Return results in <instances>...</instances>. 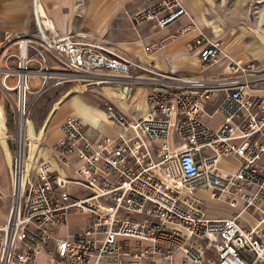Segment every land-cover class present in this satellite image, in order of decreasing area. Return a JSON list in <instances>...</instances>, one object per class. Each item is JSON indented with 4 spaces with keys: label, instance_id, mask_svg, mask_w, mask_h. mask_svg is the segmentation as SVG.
<instances>
[{
    "label": "built area",
    "instance_id": "built-area-1",
    "mask_svg": "<svg viewBox=\"0 0 264 264\" xmlns=\"http://www.w3.org/2000/svg\"><path fill=\"white\" fill-rule=\"evenodd\" d=\"M32 3L33 27L15 35V54L4 55L13 56L15 65L0 66V89L23 139L8 166L11 202L0 225V264H173L178 252L179 264H264V175L258 164L264 155V63L224 51L190 17L177 34L196 30L193 49L203 69L216 70L205 78L159 71L120 50L130 40L123 29L103 35L52 31ZM182 15L183 0H157L134 12L131 24L163 28ZM166 41L145 43L144 54ZM79 80L95 87L159 85L147 93L138 117L105 105L108 120L121 130L111 142H89L82 120L66 117L51 158L26 173L30 95ZM208 102L221 117L216 129L204 121ZM228 156L238 159L233 172L220 167ZM54 162L70 165L76 175L60 174ZM198 190L230 210L209 214ZM78 213L88 215L83 226L57 234Z\"/></svg>",
    "mask_w": 264,
    "mask_h": 264
},
{
    "label": "crops",
    "instance_id": "crops-1",
    "mask_svg": "<svg viewBox=\"0 0 264 264\" xmlns=\"http://www.w3.org/2000/svg\"><path fill=\"white\" fill-rule=\"evenodd\" d=\"M157 0H36L44 10L47 18L54 25L57 32H77L84 30L89 33L103 35L108 28L123 29L130 38L126 43L120 44V50L127 53L132 59L147 64L153 62L155 69L159 71H177L182 76H193L198 78L209 77L216 67L203 69L202 62L197 57L192 43L196 36V30H191L179 35L177 31L186 25L191 17L197 27L202 29L210 38L219 40L224 51L239 58H252L264 63V0H183L186 15H182L174 22L163 28H157L152 22L145 23L137 28H132L131 16L134 12L146 7ZM32 0H0V66L4 64L15 65V58L9 57L4 60V55L16 53L15 35L25 29L33 27ZM5 32L11 33L6 36ZM166 38L165 46L147 56L143 52V45L148 42H156ZM136 74L142 77H152L150 74ZM12 83V81H10ZM35 83V80L32 79ZM148 86H138L136 91H115L113 87L107 86L105 92L93 89L94 94L104 96L107 103L114 105L127 116H132V110L142 114L145 109V98L147 93L159 84L145 81ZM122 84V82H114ZM108 84V83H107ZM120 89V85H117ZM69 90V89H68ZM66 90L58 96H51L50 105L46 108L42 118L32 121L34 128L41 129L43 138L42 153L34 157L31 164L42 159L51 158L50 146L60 135L59 128L68 116L79 117L85 126L86 139L93 143H101L104 138L111 142L121 131L117 125L112 124L104 109L97 106V102L86 94L74 93V90ZM143 93V105L138 102L139 95ZM105 104V105H106ZM141 108L133 109L132 106ZM207 113L218 114L214 102L206 104ZM8 101L5 93L0 89V118L3 122L6 147L10 154V162L16 157V147L10 146L14 140L13 132L7 126ZM137 116V117H138ZM220 116V115H219ZM134 117V116H132ZM205 118V117H204ZM36 123V124H35ZM16 138V135H15ZM45 147V148H44ZM42 158V159H41ZM231 161L233 172L238 166L236 157H224L221 161ZM259 169L264 175V155L258 161ZM76 163H73L75 166ZM9 161L6 157L4 147L0 142V225L6 219L11 202V185L9 179ZM54 168L62 175L73 177L75 172L69 165L63 166L54 162ZM206 203L204 202V206ZM219 207L207 209L212 214L216 210H230L226 204H217ZM216 207V206H215ZM84 214L86 213H78ZM86 220V219H85ZM84 220V222H85ZM67 225L61 227L57 234L67 235L81 228ZM182 253L178 252L173 264H179ZM40 263L45 261L44 253L38 256ZM102 264H110L103 262Z\"/></svg>",
    "mask_w": 264,
    "mask_h": 264
},
{
    "label": "rangeland",
    "instance_id": "rangeland-1",
    "mask_svg": "<svg viewBox=\"0 0 264 264\" xmlns=\"http://www.w3.org/2000/svg\"><path fill=\"white\" fill-rule=\"evenodd\" d=\"M80 31H85V29L84 30H80ZM80 31H77V32H80ZM69 32L77 33V32H73V31H69ZM82 82H83L82 80H79V81H72L71 83H64V84H62L60 86L47 85L41 91V93H39L37 95H34L35 93H32L30 95V99L32 100V104H31V111H30V114H29V118L33 122L36 121L37 115H38L39 118H42L43 114L45 113L46 108L50 105L51 98L53 96L60 95L61 92H63V91L66 92V90H68V89H69L68 91L74 90V93H79V92L82 91V94H86L90 98L94 99L97 102V106L100 107L101 109H104V106H105L107 100L104 98L103 95H101L99 93H95L94 94V90L95 89H98L99 91L105 92L106 87L110 86V87H113L114 89H116L115 91H122L123 92V89L126 88L127 92L131 93L133 91H136L138 89V86H140V85H142V86H148L149 85L147 82H142V83H139V84H134V83H131V84H126V83H122V84L108 83V84H100V85H98L96 87L95 86H87V87H82V88L75 87L74 84H80ZM117 85L121 86L120 89H118ZM33 90H35V89H33ZM138 102H139L140 105H143V93H141L139 95ZM132 107H133V109L141 108L139 105L138 106H132ZM132 116L137 117L138 113L135 112L134 110H132ZM32 121H31V128H32V133H33L34 138L36 139V138H39L41 136L39 144H38V147L35 149L34 156H33V157H38V154L42 153L44 151V149H43V146H44L43 138H44L46 133L47 134L50 133V130L47 129V132L44 134V136H42L41 129H39V131H37L36 129L34 130V126H33ZM204 121L206 122V124H207V126L209 128L216 129L220 125L221 117L218 114H215V113L212 114V112L211 113L209 112L208 115L204 118ZM7 126L9 128V130L14 133L13 134L14 140L11 142L10 146H11V148L13 150H15V147H16V151L15 152L17 154L18 138L19 137L17 136L18 134L16 132V129H15V127L12 124L11 111L7 115ZM15 135H16V138H15ZM26 142L27 141H25V143ZM26 144L23 147L24 156H25V154L27 152L26 149H27L28 145H26ZM38 162H36V163L34 162L33 166L30 165L29 169H31V171H32L31 173L32 174H34V170H35V167L38 164ZM220 167L226 172H231V170H232V168L234 166H233V163L231 161H229V160L227 161L226 160V161H221L220 162ZM196 197H198L199 199H202L203 202L209 203V204L205 205V207L207 209H211L212 210L214 208L219 207L218 205L215 204L214 201H212L208 197V191H206V190H198L196 192ZM217 204H220V203H217ZM85 219H86V215H84V214H70L67 217V223L70 226H78L79 224L83 223Z\"/></svg>",
    "mask_w": 264,
    "mask_h": 264
},
{
    "label": "bare ground",
    "instance_id": "bare-ground-1",
    "mask_svg": "<svg viewBox=\"0 0 264 264\" xmlns=\"http://www.w3.org/2000/svg\"><path fill=\"white\" fill-rule=\"evenodd\" d=\"M38 10L40 11V14L43 17V23L45 24V26L49 27L52 31H54V25L47 18L44 10L42 9V7L40 5L38 6ZM74 85L77 88H82V87H87V86H95V82L92 80H84L82 83L74 84ZM145 106H146V103H145ZM4 136H5V132H4V128H3V122H2V119L0 118V142H1L2 146L4 147L6 157L9 161V165H10V163H11L10 162L11 161L10 160V154L7 150L6 142H5L6 140H4L5 139ZM25 137H26V141H27L26 145H28V146L26 149L27 152H26L25 156L23 157V166H24L25 172L27 173L29 168H30V165L32 163L34 151L38 145L39 138H40V137L36 138V139L34 138L33 133H32L31 120L30 119H27V130H26ZM18 141H20V143L23 141L22 135L19 136Z\"/></svg>",
    "mask_w": 264,
    "mask_h": 264
}]
</instances>
